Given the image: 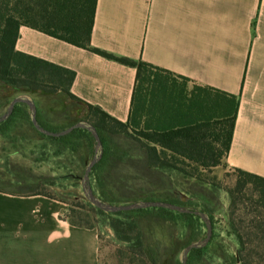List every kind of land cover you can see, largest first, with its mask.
<instances>
[{"label": "crops", "instance_id": "0c3cea01", "mask_svg": "<svg viewBox=\"0 0 264 264\" xmlns=\"http://www.w3.org/2000/svg\"><path fill=\"white\" fill-rule=\"evenodd\" d=\"M91 44L236 95L225 165L264 177V0H97ZM16 49L74 71L75 97L128 121L136 68L28 25ZM68 210L0 192V264H104L98 229L74 225Z\"/></svg>", "mask_w": 264, "mask_h": 264}, {"label": "trees", "instance_id": "16d2710c", "mask_svg": "<svg viewBox=\"0 0 264 264\" xmlns=\"http://www.w3.org/2000/svg\"><path fill=\"white\" fill-rule=\"evenodd\" d=\"M96 3L97 0H0V84L18 95L63 92L75 102H82L71 92L76 76L74 71L16 49L22 25L31 26L105 58L134 67L137 69V78L127 122L114 118L100 107L82 102L88 114L81 120L90 121L97 128L105 149L101 160L93 167L90 178L95 176L98 184L102 185L107 177L109 162L128 153L122 151V146L115 143V136L122 135L136 144L139 161L147 171L160 173L177 171L189 178L200 180L195 171L220 165L231 148L239 110L238 97L216 88L200 85H194L189 89L190 80L187 77L143 60L117 56L92 46ZM14 97L7 101V107ZM37 108L39 123L49 130L61 131L74 124L62 125L46 116L38 103ZM18 121L32 123L30 108L25 103L17 104L11 117L0 126L12 130ZM39 133L62 144L63 150L71 145L73 152H76V145L70 141L72 137L82 136L85 133L92 135L82 128L61 137ZM188 168H192L193 171H188ZM236 171L240 175L237 180V191L252 184L255 190L259 191L260 202L264 206V177L240 169ZM39 180L43 181L41 178ZM8 186L21 187L22 180L12 181L7 188ZM99 191L102 200L112 203L119 201L111 198L105 189L100 188ZM0 192L19 196L44 195L38 191H12L1 185ZM158 192L163 191L141 189L133 196L139 198L134 202ZM171 193L175 195L174 191ZM229 193L231 211L226 210L224 216L228 229L227 236L232 244L227 245L220 238V233L215 229L213 215L209 213L213 222L212 239L206 247L192 250L188 261L193 256L203 261L207 260L209 264H264V214L258 213L255 217V222H258V233H262L257 239L262 244L258 246L253 263L252 253L249 252L244 236L232 218L237 212V202L233 191ZM44 196L51 198L48 195ZM179 203L182 205L183 202ZM89 205L97 209L99 215H108V224L120 240L134 242V247H143L140 222L134 218L133 210L108 213L90 202ZM155 208H158L156 211L160 213L183 219L184 234L189 239L185 246L196 241L201 234V227L203 225L206 227L201 217L195 214ZM68 218L71 219L69 215ZM70 221L77 226L95 228L94 225L85 226ZM134 233L136 236H132ZM159 242L161 244L163 240L160 238ZM152 261L155 264L154 258ZM177 264H181L180 260Z\"/></svg>", "mask_w": 264, "mask_h": 264}, {"label": "rangeland", "instance_id": "374dc122", "mask_svg": "<svg viewBox=\"0 0 264 264\" xmlns=\"http://www.w3.org/2000/svg\"><path fill=\"white\" fill-rule=\"evenodd\" d=\"M188 86L191 89L194 84L189 82ZM16 95L18 93L0 84V115L6 109L7 101ZM33 96L45 115L62 125L73 124L88 114L86 107L79 106L63 92L56 94L35 92ZM115 140V143L122 146L121 150L128 153L109 162L107 177L102 185L98 184L95 176H91L90 182L98 197L101 188L105 189L111 198L120 201L109 203L128 204L139 200L133 196L141 189L161 190L163 192L140 198V201H168L175 204L183 202L181 204L186 207L208 212L213 215L215 229L220 233V238L229 245L231 242L227 236L224 212L231 211L229 191H233L237 212L232 218L244 236L249 252L252 253L251 261L254 263L258 246L262 244L257 239L262 233H258V222H255V217L258 213L264 214V206L260 202L259 191H256L252 184L237 191V180L240 175L236 170L226 167L225 159L218 166L195 171L200 178L196 180L177 171L169 173L147 171L142 167L138 158L139 150L131 139L116 135ZM70 141L76 145V152H73L71 145L63 150L62 144L42 136L30 122L18 121L12 130L0 126L1 187L12 191H38L67 203L69 209L67 215L70 216V220L80 225H94L98 229L103 246L104 264H153V258L155 264H177L180 252L189 242L184 234L183 219L160 213L155 207L144 208L142 211L133 210L134 218L140 222L143 247H134V242L120 240L108 224V215H99L97 209L89 205L84 196L81 177L87 163L94 156V137L85 133L72 137ZM188 171L193 169L188 168ZM40 178L43 181H40ZM20 179L21 187L7 188L10 182H19ZM171 191H174L175 195ZM182 193L190 198L184 201ZM206 231L207 228L203 225L197 240L203 239ZM160 238L163 240L161 244ZM188 262L209 264L207 260L203 261L193 256Z\"/></svg>", "mask_w": 264, "mask_h": 264}, {"label": "water", "instance_id": "95a60500", "mask_svg": "<svg viewBox=\"0 0 264 264\" xmlns=\"http://www.w3.org/2000/svg\"><path fill=\"white\" fill-rule=\"evenodd\" d=\"M19 103H25L29 106L31 121L34 127L39 132L45 135L53 136V137H61V136L70 134L72 131L78 128L86 129L92 133V135L95 138L94 156L90 160V162L87 164L84 175L81 177V181H82L84 196L95 207L105 212H108V213H117L121 211H130V210H135V209L159 207V208H165V209H169L173 211H178L181 213L195 214L201 217V219L203 220V222L206 224V227H207L206 236L203 239L191 242L190 244H188L182 249L179 255V260L181 264H188V256L192 250L202 249L209 244L213 236V222H212L210 215L206 212H203L198 209L186 207L184 205L168 202V201L141 200V201H136V202L128 203V204H112V203L102 200L100 197H98L95 194L94 189L90 182L91 171L93 167L101 160L104 154V145H103L102 139L100 137V134L97 128L90 121L81 120L61 131L49 130L43 127L39 123L38 118H37V112H38L37 103L34 97L27 93L19 94L10 101L6 111L2 115H0V124L8 120L11 117L16 105ZM187 198H188L187 195L182 194V199L184 201Z\"/></svg>", "mask_w": 264, "mask_h": 264}]
</instances>
